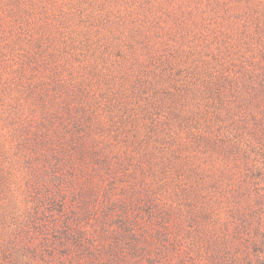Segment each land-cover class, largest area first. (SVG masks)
I'll list each match as a JSON object with an SVG mask.
<instances>
[{
	"label": "rangeland",
	"instance_id": "obj_1",
	"mask_svg": "<svg viewBox=\"0 0 264 264\" xmlns=\"http://www.w3.org/2000/svg\"><path fill=\"white\" fill-rule=\"evenodd\" d=\"M259 226L264 0H0V264H222Z\"/></svg>",
	"mask_w": 264,
	"mask_h": 264
},
{
	"label": "trees",
	"instance_id": "obj_2",
	"mask_svg": "<svg viewBox=\"0 0 264 264\" xmlns=\"http://www.w3.org/2000/svg\"><path fill=\"white\" fill-rule=\"evenodd\" d=\"M250 240L248 251H243L240 256L230 253L222 264H264V226H259Z\"/></svg>",
	"mask_w": 264,
	"mask_h": 264
}]
</instances>
